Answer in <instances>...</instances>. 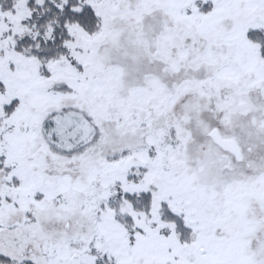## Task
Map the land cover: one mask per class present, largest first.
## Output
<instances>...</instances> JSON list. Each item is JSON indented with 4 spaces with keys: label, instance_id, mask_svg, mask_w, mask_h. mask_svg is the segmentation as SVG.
Returning <instances> with one entry per match:
<instances>
[{
    "label": "snow or ice",
    "instance_id": "6c2138e0",
    "mask_svg": "<svg viewBox=\"0 0 264 264\" xmlns=\"http://www.w3.org/2000/svg\"><path fill=\"white\" fill-rule=\"evenodd\" d=\"M0 264H264V0H0Z\"/></svg>",
    "mask_w": 264,
    "mask_h": 264
}]
</instances>
